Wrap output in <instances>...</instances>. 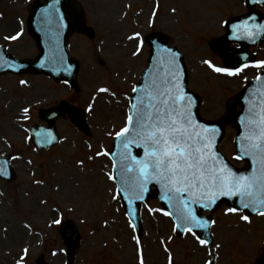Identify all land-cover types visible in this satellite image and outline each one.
<instances>
[{"label":"rangeland","instance_id":"1","mask_svg":"<svg viewBox=\"0 0 264 264\" xmlns=\"http://www.w3.org/2000/svg\"><path fill=\"white\" fill-rule=\"evenodd\" d=\"M29 1L33 0L0 3V42L8 45L12 55L24 59L36 56L25 25ZM79 1L96 37L90 41L77 36L70 42L71 56L80 63L78 93L43 77L0 79V155L12 154L17 158L13 161L16 181H0V264H19L23 248L30 252L25 264H35L41 253L51 264L65 263L58 231L51 238L52 222L58 213H62L64 220L74 221L82 231V249L74 264H141L137 263L141 262L137 256L139 245L144 249V264H167V258L175 264H203L212 258L211 252L220 264H247L256 257L258 260L264 254V216L250 225L239 224L237 217L223 218L226 226L220 223L222 217L216 216L215 242L207 249L200 248L190 236L177 238L172 222L156 214L160 207L157 202L144 211V237L135 244L114 196L112 164L103 157L104 150L110 148L116 132L123 127L127 102L147 65V49L137 52L136 42L131 39L135 33L146 35L156 31L171 37L172 46L183 55L187 65L189 87L203 99L202 115L207 119L222 116L225 96L238 91L242 82L248 80L247 76L237 79L229 75V79L219 75L221 72L216 69H224L223 61L211 53L203 39H211L207 33L202 36L204 25L214 31L213 36H219L225 19L220 18L217 9L215 14H206L207 23H201L200 17L205 15L208 5L204 4L195 16L194 4L198 8L201 3L192 0H179L190 16L180 17L178 2L174 5L173 0H163L155 19L150 17L154 0ZM244 1L239 0V7L234 10L243 9ZM171 8L175 14L169 15ZM191 20L192 26L188 27L186 21ZM21 29L25 34L18 42L8 44L4 40ZM60 101L72 102L84 113L89 110L85 114L92 137L76 131L70 121L60 122L57 126L61 145L38 159L26 141L27 130L38 123L39 108L55 106ZM29 108L31 120L25 122L23 112ZM233 136L228 130L220 147L232 162ZM225 232L228 236L223 235Z\"/></svg>","mask_w":264,"mask_h":264},{"label":"snow or ice","instance_id":"2","mask_svg":"<svg viewBox=\"0 0 264 264\" xmlns=\"http://www.w3.org/2000/svg\"><path fill=\"white\" fill-rule=\"evenodd\" d=\"M216 71L225 70L217 68ZM168 84V80L162 81V86L153 84L144 98H138L139 106L134 115H129L128 126L117 133L118 137L125 138L126 148L130 143L142 142L137 146L143 147L144 159L136 161L140 188L155 179L185 207L187 202L181 198L183 193H187L194 203L208 199L204 207L214 203L218 195H238L245 208L255 204L264 207V108L249 120L247 134L241 138L242 151L258 166L250 176H237L212 151L210 140L192 119L182 90L175 85L170 88ZM130 135L131 139H128ZM127 171L131 172L133 168L128 167ZM260 214L264 215V211ZM179 219L202 226L191 208ZM200 243L206 241L200 240Z\"/></svg>","mask_w":264,"mask_h":264},{"label":"water","instance_id":"3","mask_svg":"<svg viewBox=\"0 0 264 264\" xmlns=\"http://www.w3.org/2000/svg\"><path fill=\"white\" fill-rule=\"evenodd\" d=\"M66 10H71L73 12V22L71 23H63L62 30L64 29V33L59 32L55 33L52 25V20L55 17L67 18ZM252 20V19H251ZM247 21V24H253V20ZM28 26L31 35L37 40L40 51L41 58L33 61H16L11 56L7 55L5 51L0 48V74L5 72H14V73H26L32 72L35 74H46L50 77H53L56 81H65L69 83L71 86H76V76L78 73V64L67 56L66 44L70 35L76 30L79 32H83L84 21L82 15V9L78 4H75L73 0H47L44 4L40 2H36L31 8V15L29 17ZM254 30V29H250ZM65 48H61L58 46L63 40ZM149 44L152 48L151 52V64L152 68L155 67L157 70L162 67L163 61H168L170 59V65H173L177 70L179 69L178 64L180 62L177 54H173L170 50H168V39L163 36H154L150 38ZM216 50V47H215ZM57 54L56 57L51 59L49 57L50 53ZM219 52H221L219 50ZM62 58V59H60ZM65 58L64 62L63 59ZM149 76V75H148ZM165 80L169 81V85L172 84V87L175 85L180 90H182V94H184V89L186 85V79H176L173 83L170 79L164 76ZM178 78V77H177ZM147 80H145L146 82ZM262 85L258 87H247L241 95L235 100V102L239 103L243 107V112L238 116L230 113L228 117H225L223 120L224 123H231L239 128L241 132L238 133L236 138V146L239 150L238 156L247 162L248 166L243 170H236L232 167H229L223 159L218 156L220 160L223 161L228 168L232 170L237 176H250L258 165L253 163V160L250 156L244 154L242 151V141L241 138L247 134V129L245 128L248 125L249 120L255 118V114L259 113L262 108H264V78L262 80ZM141 89V88H139ZM142 90H139L137 93V98H143ZM261 96V97H259ZM189 98V97H188ZM257 99L259 103L257 104L253 100ZM262 102V104H261ZM138 105V102H137ZM135 106H133V109ZM191 111V109H190ZM192 112V111H191ZM196 112V110H195ZM66 113H74L73 107L68 104H62L61 108L57 111L50 110L42 113V117L44 120L49 121L50 123L55 122V120L63 117ZM195 114H192V119L194 121ZM239 118V119H238ZM223 125V124H222ZM78 126L84 128L83 120H79ZM240 126V127H239ZM222 130V126H219ZM216 131V129H213ZM206 131H210L206 129ZM246 131V132H245ZM50 132V133H49ZM47 131L43 137L45 139H52V142L55 140V136L52 131ZM212 138V137H211ZM214 141V139H212ZM216 140V137H215ZM122 143L120 146V155L126 158V163L129 167H136V161L144 159V149L142 146H137L135 144H128L127 148L125 144ZM213 144V143H212ZM128 150V151H125ZM212 151L215 153V147ZM135 158L133 160L132 158ZM118 163H121L118 159H116ZM130 174L132 173L129 172ZM139 175V174H138ZM132 176V175H129ZM153 196H160L157 193L149 194L147 200ZM181 198L183 201L187 202V207L181 203L180 199L175 198L176 200H168L170 205L166 203L167 200L164 201L165 207L169 210L170 214H172L176 219L179 217L187 215V209L191 208L192 213L196 216L197 220L201 223L202 226H197L195 223H191L188 220L179 219L178 231L180 234H184L186 230H191L196 232L201 238L209 239L208 228L210 226V220L207 218H202L200 216L201 211L208 209L211 211L217 210L223 203H227L236 209H241L246 212H250L252 214H258L264 211V207L259 204L250 205L245 208L242 204V198L238 195H218L215 198V202L211 203L209 207H204L205 203H208V199H203L200 202H193L191 198H189L187 193L181 194ZM247 203V200H244ZM178 221V220H177ZM72 243H76V239H72Z\"/></svg>","mask_w":264,"mask_h":264}]
</instances>
